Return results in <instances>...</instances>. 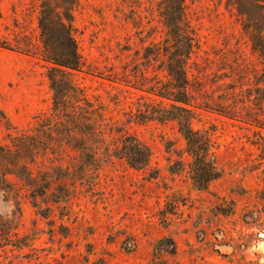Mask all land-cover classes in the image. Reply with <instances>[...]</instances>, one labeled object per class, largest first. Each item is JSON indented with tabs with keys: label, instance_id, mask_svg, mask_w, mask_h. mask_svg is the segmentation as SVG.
Masks as SVG:
<instances>
[{
	"label": "rangeland",
	"instance_id": "374dc122",
	"mask_svg": "<svg viewBox=\"0 0 264 264\" xmlns=\"http://www.w3.org/2000/svg\"><path fill=\"white\" fill-rule=\"evenodd\" d=\"M159 8V0H78L82 68L54 111L36 4L0 0L10 49H0V146L21 137L18 165L31 175L0 183V264H264L258 60L226 0H185L197 43L186 68L200 108L191 127L208 137L219 174L197 190L175 124L138 122L147 97L156 99L144 91L165 82L161 65L142 59L164 38ZM134 143L148 155L136 169L122 157Z\"/></svg>",
	"mask_w": 264,
	"mask_h": 264
},
{
	"label": "trees",
	"instance_id": "16d2710c",
	"mask_svg": "<svg viewBox=\"0 0 264 264\" xmlns=\"http://www.w3.org/2000/svg\"><path fill=\"white\" fill-rule=\"evenodd\" d=\"M33 1L37 7L38 57L47 65L46 79L52 93L53 109L62 111L65 107L64 98L73 93L74 85L70 76L82 68L73 35V10L78 0ZM159 4L158 17L164 28V38L156 47L145 48L142 59L147 64L159 63L165 82L144 91L147 96L157 100L147 97L150 103L143 108L138 122L175 124L184 142L183 153L189 158L187 169L190 182L197 190H204L210 182L218 179L219 174L209 160L211 146L208 137L191 127L194 119L192 115L200 108L191 100L186 68L197 49V43L186 17L185 0H159ZM226 9L233 10L234 16L240 20L242 34L260 65L259 71L253 76L257 87L253 105L261 113V120H257L255 125L264 132V0H252L248 6L245 0H226ZM0 49L10 51L8 44L1 39ZM3 121L5 116L0 111V125ZM16 139L19 145L17 141H11L10 146H0V183L7 180V175H21L31 181L26 167L18 165L20 146L24 149L26 144L22 143L21 137ZM128 145L122 156L126 164L132 169L144 165L148 158L147 152L136 143ZM261 151H264V147H261ZM169 171L174 172V169ZM259 198L264 207V191L259 194ZM261 231L264 232V229Z\"/></svg>",
	"mask_w": 264,
	"mask_h": 264
}]
</instances>
